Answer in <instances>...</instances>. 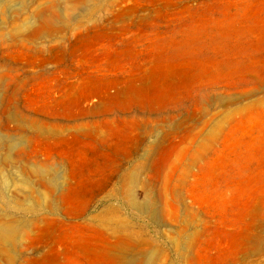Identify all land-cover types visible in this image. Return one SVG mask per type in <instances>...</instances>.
<instances>
[{"label":"rangeland","instance_id":"1","mask_svg":"<svg viewBox=\"0 0 264 264\" xmlns=\"http://www.w3.org/2000/svg\"><path fill=\"white\" fill-rule=\"evenodd\" d=\"M0 264H264V0H0Z\"/></svg>","mask_w":264,"mask_h":264},{"label":"bare ground","instance_id":"2","mask_svg":"<svg viewBox=\"0 0 264 264\" xmlns=\"http://www.w3.org/2000/svg\"><path fill=\"white\" fill-rule=\"evenodd\" d=\"M1 231H3V232H7V231H9V229L6 228V227H3V228L1 229Z\"/></svg>","mask_w":264,"mask_h":264}]
</instances>
